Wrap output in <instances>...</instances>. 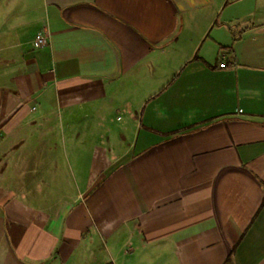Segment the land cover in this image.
Listing matches in <instances>:
<instances>
[{"label":"crops","instance_id":"obj_1","mask_svg":"<svg viewBox=\"0 0 264 264\" xmlns=\"http://www.w3.org/2000/svg\"><path fill=\"white\" fill-rule=\"evenodd\" d=\"M111 263L264 264V0H0V264Z\"/></svg>","mask_w":264,"mask_h":264},{"label":"built area","instance_id":"obj_2","mask_svg":"<svg viewBox=\"0 0 264 264\" xmlns=\"http://www.w3.org/2000/svg\"><path fill=\"white\" fill-rule=\"evenodd\" d=\"M47 43V38L44 35L38 36L33 45L34 47H41V46H45ZM220 68H226V62L224 61L223 63L220 64ZM112 264V263H111Z\"/></svg>","mask_w":264,"mask_h":264}]
</instances>
